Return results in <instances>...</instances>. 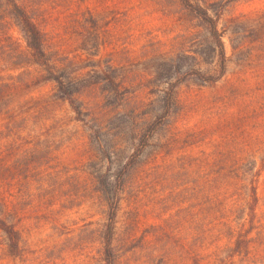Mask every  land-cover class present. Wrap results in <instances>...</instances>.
<instances>
[{
	"label": "rangeland",
	"instance_id": "obj_1",
	"mask_svg": "<svg viewBox=\"0 0 264 264\" xmlns=\"http://www.w3.org/2000/svg\"><path fill=\"white\" fill-rule=\"evenodd\" d=\"M193 3L222 76L181 0H0V264H107L112 205L114 264H264V0Z\"/></svg>",
	"mask_w": 264,
	"mask_h": 264
},
{
	"label": "trees",
	"instance_id": "obj_2",
	"mask_svg": "<svg viewBox=\"0 0 264 264\" xmlns=\"http://www.w3.org/2000/svg\"><path fill=\"white\" fill-rule=\"evenodd\" d=\"M181 1L186 8L196 13L199 16V18H201L209 26L210 33L213 39L215 40L217 50L219 51V56L221 57V69H222L221 76L224 75L226 72V50L222 35L218 28L217 21L212 16H210L207 10H205L199 5L194 4L193 0H181ZM15 10H16V15L20 19L23 30L26 35V44H27L26 52L25 53L21 52V54L24 55L26 54L30 56L32 62L35 64L45 65L47 62H46V53L44 50L45 40H44L43 32L41 31L39 26L35 23V21L32 19V17L28 14V12L18 7L17 5H15ZM199 77L204 81H208V82L217 81V78L207 77L201 73H199ZM57 82L62 85V82L60 80H57ZM173 92H174V88H172L171 92L168 94L167 97L169 104L173 100ZM115 217H116V208L112 205L110 223L107 225V230L105 235L106 238L105 259L107 264H114L112 242H113V234H114ZM0 229L5 232L11 243L14 244V246H18L19 233L16 231V229L13 226L8 225L5 221L0 219Z\"/></svg>",
	"mask_w": 264,
	"mask_h": 264
}]
</instances>
